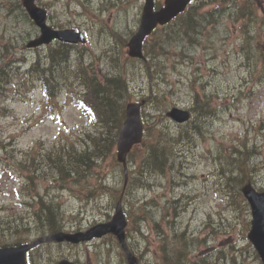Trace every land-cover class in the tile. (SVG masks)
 I'll list each match as a JSON object with an SVG mask.
<instances>
[{"label": "rangeland", "instance_id": "rangeland-1", "mask_svg": "<svg viewBox=\"0 0 264 264\" xmlns=\"http://www.w3.org/2000/svg\"><path fill=\"white\" fill-rule=\"evenodd\" d=\"M13 1L0 0V32L3 37L1 42L5 41V37H9L19 30L25 31L30 28L29 23L21 15L20 23L6 20L4 14ZM242 2L249 4L251 14L244 18H230L228 13L237 14V8ZM142 3L143 0H90L91 8L95 13L92 14V19L83 15L81 9L72 3L70 5L72 14L65 15L60 19V22L71 23L85 28L89 36L87 47L97 50L99 48L103 49L105 46L114 44L119 38L123 40L132 34L131 32L138 25ZM200 5L201 7H199ZM215 8H222L223 10L214 11L212 18L209 16L210 20H200L203 15H207V10ZM56 9L61 11L62 5L58 4ZM187 12L192 15V18H189L188 13H184L183 16L181 15L182 17H177L170 24L158 28L149 36L148 40L154 47L163 51L168 48L170 52L177 51L181 53L186 61H190L187 58L196 57V61L200 62L198 70L203 75H195L186 81L182 80L183 93L190 96L195 94V97L190 98L187 96L184 98L173 87L171 92L165 86L168 85L167 81L170 79L168 75L176 77L165 64L166 59L171 60V54L164 55L166 59L156 62L159 72L158 82H160L158 88H161L159 91L160 97L166 100L152 102L150 106L152 107L150 108L152 109V115L148 117V124L153 125L152 129L154 131H161L160 126L154 124L156 116L160 115L163 109H160L161 105L167 102L168 97H170L172 102L173 98H184L183 100H187L192 106L198 104L196 100H203L199 106H195L197 111L202 106H209L215 111L213 114H207L203 118L196 119V125L192 121L193 125L191 127L195 126V129L201 131L194 136L193 132L188 135L186 127L164 120V124L161 127L168 142L164 158L170 160L172 173H156L162 168L171 167L169 162L158 155L160 150L157 146L154 147L153 154L148 159H151L152 156L154 157L155 152H157L154 157L155 169L152 171V177H169V182L166 181L161 187H157L152 181H147L146 183L150 184V189H143L142 192L139 189L132 190L129 192L127 200L141 204L140 199L142 197H153L154 200L153 204L151 201L149 214L151 219L154 213L155 217L158 218L165 207L163 201L167 196L175 195L179 197L184 194V190L189 189L196 196L194 199L195 204L190 205L186 211L182 212V222L189 223V226L199 236H203L209 233V229L200 232L203 220H207V212L213 208H222L224 204L222 200L215 199L211 186L212 182L218 181L217 173L220 165L224 164L222 156L227 154L232 145L240 147L243 142L248 140L250 143L254 142L257 146L260 145L264 148V63L260 59V54L264 53V0H228L225 4L213 3L211 0H196L191 4ZM195 21L199 22L196 23ZM181 28L190 31L185 35L180 32ZM243 41H245L246 54L242 51L244 50L242 48ZM198 42L205 49H208V53L212 54L211 57L209 54L204 56V51H198V48L192 45V43L197 44ZM203 56L204 58H202ZM206 57L207 59H205ZM236 61H240L241 64L237 65ZM125 63V71L132 84L129 86L130 97L134 99L143 94L149 95V88L144 86V76L140 77L139 70L141 67L129 62ZM225 66L231 67L225 68ZM211 67L219 71L220 77L209 76L208 69ZM238 67L242 69L239 70ZM152 74H155V72L152 71ZM204 75H206L205 79ZM189 85H193V88ZM8 89L10 95H12V101L6 104L8 108L5 114L0 115V137H3L4 141L14 143L16 149L28 148L32 142L41 136L45 138L42 142L47 141L46 144L59 139L78 142V135L75 131L82 124V121L79 120L77 113L71 110L69 102L63 108H61L63 102L54 108L56 111H61L69 127V129H63L62 134L56 135L54 133L57 132V129L51 123L45 122L42 127L41 123L33 125L34 120H28L23 115V113L29 111L20 97L21 93L25 94L24 89H21L19 94L13 86H9ZM29 95L36 99V108L38 109L39 100L42 101V99H38L37 88ZM49 103L54 106L55 102L52 100ZM31 112L29 111L28 113L30 114ZM27 125L33 126L28 127L24 131V127ZM212 131L220 132V135L211 137ZM162 135L160 134L158 137V144L165 145L161 141ZM202 138H208V142L213 147H223L220 151L219 161L211 162L210 164L204 162L206 151L204 139ZM217 140H220V142H216ZM10 147L8 146V148ZM235 151L232 153V159L236 166H249L255 161L253 151L247 149H237ZM137 162H133V167L137 166ZM11 164L12 162L7 160L5 152L0 149L1 207H17L18 192L22 188L23 181L19 178V172L7 170V167ZM105 175L109 176V179L114 176L115 181H112L115 183V187H120L119 166L115 162L113 154L105 157L100 164L96 162V165H92V170L89 173L90 183L97 185V179ZM259 175V172L252 174L250 182L256 181ZM172 179L175 187L172 186ZM158 180L161 179L158 178ZM132 183L134 181L128 185L129 190L133 188ZM44 187L45 183L41 182V191L44 190ZM49 191L57 196L64 212V222L67 227L85 225L93 222L95 218L100 219L109 211L110 213L112 212V195H109V198L108 196L99 195L85 202L83 199L85 196L75 188L73 190L69 187L64 190L49 188ZM181 204L183 203H179L177 208H180ZM171 207L169 204L166 209L172 210ZM219 213L231 224H235L237 221L246 222L249 220L247 213H242L238 219L223 210H220ZM145 226L148 229V236L145 240L148 242L145 243L140 240L136 242L130 240V242L131 244L133 243L137 250L149 246V252L143 255L142 264H156V260H159L162 255L161 245L157 243L158 235L156 231L153 229L150 231L149 223H146ZM161 227L168 232L169 229L165 218L162 220ZM233 240L223 234H218L214 238L213 244L197 247L195 255L203 254L209 250L217 251L215 247H226L224 251L234 255V252H236L235 247L234 249L230 248ZM164 247V255L169 257L171 244H167ZM240 248L245 251L243 259L240 256L238 258L232 256L234 261L228 258L227 262L220 264H229L231 262L233 264L237 262L239 264H258L253 257L249 256L252 252L249 244L244 241L241 245L239 244ZM101 249L105 255V261L103 263L99 261L98 264H106L109 256L112 259L111 264H116L115 258H117L119 248L115 243H110L104 238L94 239L90 245L82 244V246L78 247L52 243L47 246L43 245L40 248L41 251L45 252V257L51 255L55 260H58L66 256L77 260L79 264H97L96 257L97 254H101L99 252ZM45 264L51 263L45 260Z\"/></svg>", "mask_w": 264, "mask_h": 264}, {"label": "water", "instance_id": "water-1", "mask_svg": "<svg viewBox=\"0 0 264 264\" xmlns=\"http://www.w3.org/2000/svg\"><path fill=\"white\" fill-rule=\"evenodd\" d=\"M30 2V0H27ZM188 0H165V6L162 7L160 10L153 12L152 11V0H146L143 15L141 20V25L139 28L138 33L134 36L133 45V52L139 50V42L140 39L147 33L155 24L156 22L163 23L167 21L171 16L176 14L179 10L183 9L185 4ZM29 11L32 13L33 16H36V12L33 8H29ZM132 123V121H131ZM258 223V217L255 220V224ZM260 236V232L258 230L253 232V236L250 234V237L253 239H258ZM60 264H70V263H60Z\"/></svg>", "mask_w": 264, "mask_h": 264}, {"label": "bare ground", "instance_id": "bare-ground-1", "mask_svg": "<svg viewBox=\"0 0 264 264\" xmlns=\"http://www.w3.org/2000/svg\"><path fill=\"white\" fill-rule=\"evenodd\" d=\"M196 15V14H195ZM196 22V21H195ZM202 99V98H201ZM203 102V100L202 101H198V100H196V103H198L197 105H194V106H199L201 103ZM204 116H202V115H198V116H196L192 121H194L195 122V125H196V119H199V118H203ZM191 125H193V122H192V124ZM195 127V126H194ZM192 128V127H190V129H191V132H193V136L194 135H197L198 133H200L201 131L199 130H197V129H195V128ZM166 152V151H165ZM236 152V151H235ZM166 159V158H165Z\"/></svg>", "mask_w": 264, "mask_h": 264}, {"label": "trees", "instance_id": "trees-1", "mask_svg": "<svg viewBox=\"0 0 264 264\" xmlns=\"http://www.w3.org/2000/svg\"><path fill=\"white\" fill-rule=\"evenodd\" d=\"M189 31H190V30H189ZM165 151H166V150L161 149V150H160V153H158V155H159L160 157H163V158H164V153H165ZM156 154H157V152H155L154 157L156 156ZM164 159H165V158H164Z\"/></svg>", "mask_w": 264, "mask_h": 264}]
</instances>
